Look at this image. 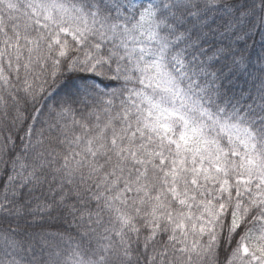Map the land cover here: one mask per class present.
I'll return each instance as SVG.
<instances>
[{
  "label": "snow or ice",
  "instance_id": "obj_1",
  "mask_svg": "<svg viewBox=\"0 0 264 264\" xmlns=\"http://www.w3.org/2000/svg\"><path fill=\"white\" fill-rule=\"evenodd\" d=\"M0 264H264V0H0Z\"/></svg>",
  "mask_w": 264,
  "mask_h": 264
}]
</instances>
